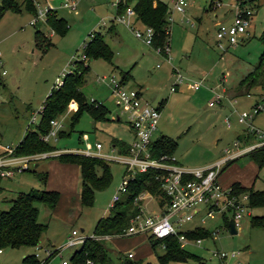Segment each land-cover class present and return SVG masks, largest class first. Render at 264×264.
<instances>
[{
    "label": "rangeland",
    "instance_id": "obj_1",
    "mask_svg": "<svg viewBox=\"0 0 264 264\" xmlns=\"http://www.w3.org/2000/svg\"><path fill=\"white\" fill-rule=\"evenodd\" d=\"M33 1L38 11L48 6L55 8L59 16L67 19L68 29L65 33L55 31L47 23L46 16L37 23H31L34 12L28 8L27 0H18L20 9L8 8L0 17L3 62L0 66V151L7 143H18L27 129L34 127V123H30L31 116L41 108L56 78L71 69L76 58L88 61L91 66L82 85L87 99L103 102L111 108V112L108 111L105 118L96 119L85 110L72 125L70 115L78 104L74 109L67 107L58 115L64 123V133L51 141L58 148L95 149L99 140L103 143L104 151L110 150L117 154L118 149L111 148L114 138L128 143L132 141L129 123L124 118H116L113 113L118 107V98L107 84L108 79L102 80L103 76L109 78L114 75L120 78L121 71L129 69L133 79H124L129 86H141L143 97L153 105L163 100L153 140L165 134L176 141L174 154L181 162L200 166L254 140L250 134V139L245 140L244 132L248 125L246 122H238L237 116L242 110H251L252 103L258 98L257 92L262 87H251L248 89L249 95H235V90L237 81L257 62L262 49L259 36L264 28V0L257 4V10L251 15L244 39L234 44H227L221 39V45L216 40L215 20L218 18L213 9H218L221 4L215 7L218 3L212 1L209 8L210 0H188L186 10L180 12L174 8V0H165L172 18L169 20L171 35L168 56L160 53L144 36H137L132 24L116 17V5L113 4L116 0H76L75 8L64 6L65 0ZM231 5V1H228L226 8ZM113 16L116 18V30L110 32L107 24ZM228 17L231 19V13H228ZM133 25L144 27L145 23L137 20ZM37 28L43 31L45 39H50L48 45L36 43ZM95 30L104 33L113 49L112 61L103 57H82L83 46ZM174 68L188 79H202L201 87L189 89L183 82L176 90H172ZM3 69L5 71L1 72ZM230 87H233L232 93ZM219 93L223 94L221 103L210 105L209 101ZM251 123L264 131V111L256 113ZM244 154L238 156L235 162L239 167L245 166L247 169L248 158ZM55 156L40 159L38 168L34 162L31 167L16 172L11 178L0 179V210L8 208L11 199L20 191L33 188H55L60 191V197L53 207L42 201L36 202L39 219L48 223L39 244L52 250L61 248L49 264H61L65 258L70 261L74 250L80 245L67 244L73 228L88 236L94 233L99 217L111 212L113 195L119 191L126 169L123 162L110 159V183L95 191L92 204L83 205L80 201L81 179L76 184L72 181V175H69L70 172H76L77 163L65 161L69 163V172L66 173L63 165L55 162L57 158L52 159ZM45 170L50 173L47 182H44L41 175ZM254 186L264 187V164L259 168ZM147 205L152 208L154 203L147 202ZM252 211L250 214H262L264 206L254 207ZM250 214L245 213L242 217L236 233L221 228L214 239L213 236L203 238L201 245L187 244V250L197 254V257L170 259L166 264H218V258L211 251L216 248L238 249L242 255L244 244L249 239L257 238L263 228L250 223ZM196 222L195 217L181 223V226L189 228ZM208 226H212V222ZM153 240L143 233L103 239L114 261H118L120 255H127L130 250L133 252L130 258L137 259L139 264H160L158 255L164 252L165 246L161 239L157 242ZM36 250V245L4 246L0 253V264H23V256Z\"/></svg>",
    "mask_w": 264,
    "mask_h": 264
},
{
    "label": "built area",
    "instance_id": "obj_2",
    "mask_svg": "<svg viewBox=\"0 0 264 264\" xmlns=\"http://www.w3.org/2000/svg\"><path fill=\"white\" fill-rule=\"evenodd\" d=\"M125 0H116L115 5ZM218 4L217 7L227 0H210ZM231 1V19L228 23L218 21L216 23V40L219 45L224 39L227 44H234L244 39L248 33L250 17L255 12L259 0H228ZM64 6L75 8L76 0H65ZM188 5V0H174V8L184 12ZM49 8V7H48ZM48 8L40 9L34 14L31 23H37L46 16ZM116 17L127 24L134 26L137 36H144L148 43H152L154 29L151 25L145 24L144 27L133 25L136 17L135 9L128 4L123 11L117 13ZM137 18V17H136ZM168 19H172L168 16ZM170 22V21H169ZM170 40L166 43L164 54L169 55ZM86 43V42H85ZM85 45V44H84ZM159 52V48L157 49ZM161 53V52H160ZM82 57H87L83 52ZM77 59V58H76ZM2 54L0 50V66H2ZM74 64V63H73ZM70 70V69H69ZM5 70H1L4 72ZM174 80L171 85L172 90L185 82L189 89H198L202 85V79H188L177 68L173 69ZM63 76H58L54 86H60L64 81ZM111 91L117 96V117L124 118L133 131V139L128 143L126 152H121L116 146L112 150L118 149L115 154L110 150L102 149L103 143L96 142V148H53L49 150L35 151L31 153H20L16 151V144H5L0 151V179L11 178L16 172L28 169L32 163L46 158L50 155H58L63 152H77L86 155H94L107 160L114 159L125 164V174L119 187V191L113 195L112 206L129 193L131 180L138 172L153 171V177L157 180V187H143L136 195L135 201L138 210L130 217L129 224L118 232L93 233L91 236L98 239H110L122 235L147 234L150 237L161 239L166 246L167 237H176L180 246H187L189 243L201 245L203 237L189 235L187 230L204 228L209 230L210 237L218 234L221 228L229 229L228 219L231 218L236 228H240L242 217L250 214V204L248 192L237 190L233 184L224 185L220 181V173L227 157L221 158L209 165H189L180 162L174 153L155 152L153 134L158 129L161 116V108L151 104L143 97L140 87L129 86L122 77L117 78L112 75L109 78L103 76ZM222 91H224L222 89ZM222 93L216 94L209 104L221 103ZM259 98V99H258ZM258 98L251 105V110H242L238 113V122H246L248 125L247 133L253 136V141L244 146H240L233 152L232 157L241 154L251 148L264 144V131L256 128L252 123V117L264 111V87H262ZM94 100V99H92ZM77 102L73 99L69 102L68 108L74 109ZM77 108V107H76ZM75 108V109H76ZM74 109V110H75ZM43 104L30 119V123L36 124L39 121ZM63 121L58 116L51 120L49 130L41 135V138L52 141L58 138L59 132L63 127ZM228 125L230 123L227 122ZM236 142V141H235ZM237 143V142H236ZM234 143V144H236ZM147 180L146 184H151ZM147 202H153L154 206L149 208ZM172 217L174 219L172 220ZM197 218V222L189 228H183L181 223ZM226 220V221H225ZM212 222V226H208ZM88 235L82 234L78 229L73 228L68 236L67 244H81ZM37 250L34 255L39 258L37 264H49L51 258L59 252L61 248H53L36 244ZM4 246H0V253ZM213 255L218 258V264H241L239 259L240 250L238 249H219L211 250ZM127 254L133 256L132 251ZM23 264H29L23 262ZM61 264H70L68 259H62ZM86 264H95L92 258H87Z\"/></svg>",
    "mask_w": 264,
    "mask_h": 264
},
{
    "label": "trees",
    "instance_id": "obj_3",
    "mask_svg": "<svg viewBox=\"0 0 264 264\" xmlns=\"http://www.w3.org/2000/svg\"><path fill=\"white\" fill-rule=\"evenodd\" d=\"M27 3L28 8L36 14L38 9L35 2L27 0ZM128 4H132L135 9L137 19L153 27L154 37L151 45L156 49L159 48L160 52L164 54L165 45L170 40L171 35L168 19L170 7L168 3L165 0H125L124 2H119L118 11L124 10ZM18 5V0H2L0 3V17L8 8L20 9ZM46 21L59 33H65L68 29L67 19L59 16L55 8H48ZM35 34L37 44L43 42L48 45L50 43V39L43 37L45 34L40 28L36 29ZM259 39L262 43V49L258 60L237 81L235 95L245 93L249 95L248 89L256 85L264 87V28L260 33ZM83 52L90 56L91 59L103 57L108 61H112L114 55L113 49L106 40L104 33L100 30L90 33V39L83 46ZM72 66L70 70L65 72L63 83L50 89L44 99L39 121L34 124V127L28 128L23 138L17 143V152L31 153L56 148L57 146L53 142L42 139L41 135L49 130L51 120L61 114L73 99L78 105L70 115V123L72 125L79 120L85 110L89 111L96 119L105 118L108 107L97 100L89 101L82 90V85L86 79L85 74L90 69V63L79 58L74 60ZM129 75L130 70H125L122 73V78L126 79ZM257 93L260 92L258 91ZM161 105L162 101L159 107ZM60 133H64V130L61 129ZM246 134H248L247 131ZM113 143L115 145L118 144L121 152L127 151L128 142L114 138ZM154 145L156 146V153H174L176 141L162 134L154 140ZM244 153L254 160L258 166L264 163V144L251 148ZM55 157L62 161L76 162L80 165V201L83 205L92 204L95 191L103 189L111 181L110 161L105 158L77 152H63ZM229 161L231 160H227L225 164L227 165ZM41 175L44 182H46L48 171H42ZM147 180H150L151 184H146ZM232 184L237 190L248 192L250 205L264 204V190L242 185L238 181L232 182ZM146 186L151 188L158 186L151 170L138 172L135 175L130 182L129 193L112 206L108 215L99 217L95 223L94 233L118 232L124 229L129 224L130 217L139 208L134 198L135 195ZM59 197L60 191L58 189L33 188L29 191H20L16 197L11 199L12 203L8 208L0 210V246L38 244L48 223L39 219V207L36 202L42 201L53 207ZM250 222L255 225L263 224L264 215H252ZM187 233L203 238L210 235L209 230L204 228L190 229L187 230ZM153 239L155 242L160 240L158 238ZM165 243L164 252L158 255L160 264H166L170 259L184 260L198 256L187 250L186 247L180 246L176 237H167ZM87 258H92L95 264H139L137 259L130 258L128 254L120 255L119 260L114 261L103 239L92 236L85 238L74 250L70 258V264H86ZM23 262L37 264L39 258L34 253H28L23 256ZM147 264L152 263L148 262Z\"/></svg>",
    "mask_w": 264,
    "mask_h": 264
},
{
    "label": "crops",
    "instance_id": "obj_4",
    "mask_svg": "<svg viewBox=\"0 0 264 264\" xmlns=\"http://www.w3.org/2000/svg\"><path fill=\"white\" fill-rule=\"evenodd\" d=\"M262 0H259L258 1V3L259 2H261ZM38 2V1H37ZM113 4H115V2H113ZM226 6H228V0L227 1H225L223 4H221V6L219 7V8H221L220 10H219V8L218 9H216V8H213L214 9V13H215V16L218 18V19H216L215 20V24L218 22V21H228L229 20V18L230 17H228V13H231V11H229L228 9H230V7L229 8H226ZM48 7H51V6H48ZM209 8H210V2H209ZM219 10V11H218ZM256 10H257V8H256ZM255 10V11H256ZM116 11H117V13L118 12H120V11H118V9H117V6H116ZM178 11V10H177ZM181 12V11H180ZM230 16V15H229ZM198 19H200L199 17H197ZM137 20H139V21H142V20H140V19H137L136 17H134V22L135 21H137ZM115 21H116V18H115V16H113L111 19H110V22H108V30L110 31V32H112L114 29H115ZM104 22L105 21H103V24H104ZM144 23V22H143ZM146 24V23H145ZM116 30V29H115ZM118 33V32H117ZM112 63V62H111ZM113 64V63H112ZM116 67H118V66H116ZM90 68H91V66H90ZM130 70V75H129V77H127L125 80H131V79H133V74H132V72H131V69H129ZM123 73V71H121V74ZM121 77H122V75H121ZM126 82V81H125ZM128 84V83H127ZM138 87H140L141 88V90H142V87L141 86H138ZM188 88V87H187ZM230 90H231V93H232V90H233V87H230L229 88ZM235 90V89H234ZM225 91H226V89H225ZM143 92V91H142ZM113 93V92H112ZM159 104H160V102H159ZM116 105H117V102H116ZM107 106V105H106ZM163 106V100H162V105L160 106V108ZM108 107V106H107ZM108 111H110L111 112V108H109L108 107ZM113 113H115V114H117V107H116V109L114 110V112ZM117 116V115H116ZM116 118H118V117H116ZM118 119H120V118H118ZM129 127H130V125H129ZM130 130H131V127H130ZM244 137H245V140H249L250 138L248 137L249 136V134H246V132H244ZM60 135V134H59ZM131 135H133V131L131 130ZM99 141V140H98ZM113 141V140H112ZM54 143V142H53ZM55 144V143H54ZM244 145H246V144H244ZM244 145H242V146H244ZM112 146H116L118 149H119V146L118 145H115L114 143H113V145ZM236 151V149L235 150H233L232 152H229L227 155H225V156H222V157H219V159H221V158H224V157H227V159L225 160V161H227V160H231V161H229L228 163H227V165L225 164L226 162L224 161V164H223V167H222V170H221V173H220V176H219V178H220V181L224 184V185H227V184H232V182H235V181H238L240 184H242V185H245V186H251L252 188H254V189H258V190H264V187H255L254 186V182H255V180H256V178H257V176H258V171H259V168L264 164H261L260 166H258L256 163H255V161L254 160H252L251 158H249L248 156H247V158H248V160H247V167H249V168H247V169H245V166L243 167V168H241V167H239V165L235 162V159L238 157V156H240V155H243V153H241V154H238V155H236V156H233L232 157V155L231 154H233V152H235ZM245 155V154H244ZM57 157H53L52 159L54 160V159H56ZM231 158H233V159H231ZM219 159H216V160H214V161H211V162H208V163H206V164H203V165H209V164H212V163H214L215 161H217V160H219ZM57 160L58 161H55V162H57V163H60L61 165H63V168L65 169V172L67 173V172H69V170H68V167H69V163L68 162H65V161H63V162H61L62 160H59L58 158H57ZM52 161V160H51ZM50 161V162H51ZM181 162V161H180ZM67 163V164H66ZM183 163V162H182ZM35 166H40L39 165V162L37 161L36 163H35ZM77 166H78V169L76 170V172L75 171H73V172H70V174L69 175H72V178H73V182L75 181V183L77 184L78 183V181L80 180V165L79 164H77ZM65 173V174H66ZM79 173V174H78ZM50 173H49V170H48V175H49ZM48 175H47V179H48ZM74 175V176H73ZM77 176V179L75 178L74 179V177H76ZM47 179H46V182H47ZM49 189H55V188H49ZM258 206H264V204H256V205H250V212H253L252 210L254 209V207L256 208V207H258ZM252 215H264V213H259V212H255L254 214H250V216H249V221H250V218H251V216ZM251 223V222H250ZM253 226H255V225H253ZM256 226H259V227H263V228H261L262 230H261V233L259 234V236L257 237V238H255V239H253L254 241H255V243H252L253 242V240H251V239H249L245 244H244V249H243V252H242V255L240 254V256H239V259H240V261H241V264H264V223L263 224H260V225H256ZM239 229V228H238ZM237 229V230H238ZM237 230H236V232H237ZM228 231H229V229H228ZM210 236H208V237H205V238H209ZM214 239V238H213Z\"/></svg>",
    "mask_w": 264,
    "mask_h": 264
},
{
    "label": "water",
    "instance_id": "obj_5",
    "mask_svg": "<svg viewBox=\"0 0 264 264\" xmlns=\"http://www.w3.org/2000/svg\"><path fill=\"white\" fill-rule=\"evenodd\" d=\"M228 225H229V232L230 233H236V228H235L231 218L228 219Z\"/></svg>",
    "mask_w": 264,
    "mask_h": 264
}]
</instances>
